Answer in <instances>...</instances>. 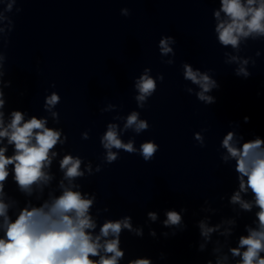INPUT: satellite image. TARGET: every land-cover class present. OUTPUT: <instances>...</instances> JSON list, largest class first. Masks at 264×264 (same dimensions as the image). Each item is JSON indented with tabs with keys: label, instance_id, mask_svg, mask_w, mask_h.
I'll use <instances>...</instances> for the list:
<instances>
[{
	"label": "clouds",
	"instance_id": "1",
	"mask_svg": "<svg viewBox=\"0 0 264 264\" xmlns=\"http://www.w3.org/2000/svg\"><path fill=\"white\" fill-rule=\"evenodd\" d=\"M213 2L219 5L212 10L215 38L222 48L231 49L223 52V62L235 65V76L248 79L252 76L249 65L255 67L256 59L241 53L249 41H264V0ZM16 3L17 0H0V264H121L126 257L121 236L127 231L143 238L144 227L134 226L131 215L105 217L100 222L102 213H108L109 207L96 208V193L84 191L79 181L99 173L102 164L116 162L121 151L150 162L160 146L153 140H145L137 147L135 137L150 128L149 122L141 118L140 111L120 115L119 106L108 103L100 109L101 114L116 112V115L99 137L104 150L102 164L93 167L92 161L85 162L80 155L64 151L67 135L62 128L49 126V119L53 124L60 122L56 108L61 97L56 91L44 97L42 107L46 116L30 115L20 109L6 112L4 89L10 88L12 81L4 79L7 56L3 48L14 28L7 13L13 11ZM15 11L19 13L22 9ZM120 12L125 17L130 15L128 8ZM175 44L173 36L162 35L159 39L160 56L169 57L163 63H175ZM260 55L256 51L255 57ZM181 68L183 79L195 86L186 85L184 90L206 106L215 104L216 97L211 93L219 90L220 84L212 70L202 71L188 62L182 63ZM151 72V68L145 67L133 80L134 100L141 110L156 93L158 81L164 80L163 74L153 77ZM243 120L249 123L250 117L245 116ZM239 126L238 122H229L230 130L217 149L221 163L232 167L236 175L237 187L227 197L233 215L221 216L218 222L212 223L218 209L206 199L200 208L204 215L195 224L200 238L197 251L204 253L211 245L212 258L204 264H264V137L245 139L238 131ZM89 131L81 133L82 140L90 139ZM206 131L202 129L193 134L200 147H205L203 133ZM128 132L134 135L125 141L123 136ZM54 162L58 163L59 179L52 171ZM9 179L23 196V202L6 190ZM219 199L223 201L225 196ZM93 208H96L95 214ZM187 212V207L179 211L165 209L162 221L157 211H148L146 217L147 222L160 221L163 228L169 229L160 234L168 238L187 230L184 219ZM253 212L254 218L244 224L233 246L232 238L241 215ZM148 235L156 238L157 232L149 227ZM165 258L160 253L159 259ZM127 264H154V261L137 256L128 259Z\"/></svg>",
	"mask_w": 264,
	"mask_h": 264
}]
</instances>
